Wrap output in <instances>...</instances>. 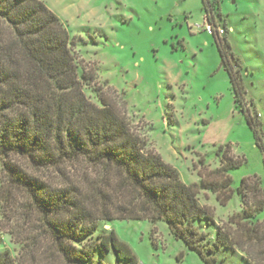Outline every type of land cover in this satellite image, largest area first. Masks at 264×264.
<instances>
[{
	"label": "trees",
	"instance_id": "16d2710c",
	"mask_svg": "<svg viewBox=\"0 0 264 264\" xmlns=\"http://www.w3.org/2000/svg\"><path fill=\"white\" fill-rule=\"evenodd\" d=\"M213 35L233 100L262 145L258 113L246 106L241 59L226 36L216 28ZM74 43L42 0H0V216L12 223L21 245L16 258L0 240V264H94L96 256L102 264L109 254L115 264H139L113 230L102 227L121 219L165 222L205 264H217L221 249H239L249 264H264V222L257 219L264 200L248 206L249 178L233 188L229 174L242 158L219 145L220 166L198 181H183L147 148L123 96L103 89L79 63ZM201 189L224 192V201L241 197L243 209L228 221L235 228L216 223L199 202Z\"/></svg>",
	"mask_w": 264,
	"mask_h": 264
},
{
	"label": "rangeland",
	"instance_id": "374dc122",
	"mask_svg": "<svg viewBox=\"0 0 264 264\" xmlns=\"http://www.w3.org/2000/svg\"><path fill=\"white\" fill-rule=\"evenodd\" d=\"M42 1L67 26L79 63L94 71L99 86L123 96L128 118L147 148L175 167L183 181H198L200 174L218 168L221 158L215 150L229 145L230 154L243 160L229 170L232 187L249 178L248 206L264 200V0ZM207 24L213 34L216 28L220 38L229 39L241 59L246 106L258 113L262 145L233 100L216 35ZM85 90L96 100L91 89ZM198 198L218 225L235 228L228 221L243 209L240 196L234 193L224 201V192L201 189ZM257 219L264 222V209ZM10 224L0 216V240L18 258L21 245ZM102 227L112 229L139 264H205L163 221L121 219ZM241 254L221 249L217 264H249ZM100 260L116 262L112 254Z\"/></svg>",
	"mask_w": 264,
	"mask_h": 264
},
{
	"label": "built area",
	"instance_id": "2783aa9c",
	"mask_svg": "<svg viewBox=\"0 0 264 264\" xmlns=\"http://www.w3.org/2000/svg\"><path fill=\"white\" fill-rule=\"evenodd\" d=\"M205 18H207V17L205 16ZM206 29L211 33L212 32L211 24H207ZM220 31H222V30L220 29Z\"/></svg>",
	"mask_w": 264,
	"mask_h": 264
}]
</instances>
